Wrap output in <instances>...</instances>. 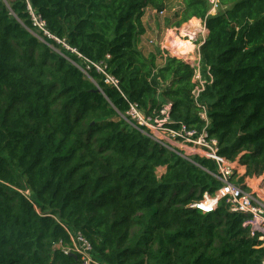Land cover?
Instances as JSON below:
<instances>
[{
  "label": "trees",
  "instance_id": "16d2710c",
  "mask_svg": "<svg viewBox=\"0 0 264 264\" xmlns=\"http://www.w3.org/2000/svg\"><path fill=\"white\" fill-rule=\"evenodd\" d=\"M182 1L179 24L208 32L197 68L175 57L156 68L138 50L145 9L164 0H0V264H80L64 252L76 232L90 264H261L244 215L224 201L190 207L220 188L215 164L189 163L118 118L128 102L149 115L169 102L171 119L200 129L205 108L220 155L264 174V0H219L229 7L215 16L205 0ZM53 38L105 61L118 89L82 74Z\"/></svg>",
  "mask_w": 264,
  "mask_h": 264
},
{
  "label": "built area",
  "instance_id": "2783aa9c",
  "mask_svg": "<svg viewBox=\"0 0 264 264\" xmlns=\"http://www.w3.org/2000/svg\"><path fill=\"white\" fill-rule=\"evenodd\" d=\"M205 2L209 7L207 15L215 16L220 12L222 6L219 0H205ZM28 9L30 10L33 24L43 30L44 22L32 12L30 7ZM156 14L163 16L164 10L156 12ZM197 21L200 24L201 20ZM191 22L192 20L189 21V24ZM169 31L167 30L164 36L162 34L161 41L153 39L148 44L157 49L164 64L167 58L174 57L192 64L188 56L192 57L193 51L182 55L176 54L172 52V49L169 50L167 48L166 40ZM188 32L191 35H195V30L191 29ZM53 39L63 44L66 50L80 60V65H76V67L82 74L88 77L90 72H94L101 77L105 85L118 89L119 81L106 71L105 61H92L83 56L77 49L66 45L58 39ZM192 65L195 66L194 64ZM195 67H198V63ZM156 72L157 69L153 71V73ZM197 78L199 77L197 76ZM159 91H161L160 88L158 89ZM170 109V103L165 102L159 109L153 110L152 114L149 115L137 103L128 102L126 112L124 114L118 113V118L125 121L130 127L139 131L161 148L189 163H194L193 160L195 158L213 162L216 167V173L212 175L221 183L220 188L213 195L204 193L201 201L190 205V207L196 208L203 213H211L216 210L220 201H224L229 212L245 216L246 219L242 224L243 228L248 230L250 238H257L264 246V204L258 200L259 196L257 192L247 184L250 180L253 181V179L245 175V168L240 166L239 159L230 161L220 155L219 143L208 131L209 119L205 108H202L198 114L200 120L203 122V126L200 129L188 127L184 123L174 121L170 118ZM70 240L71 246L64 249V252L66 254L79 255L80 264L92 263V247L90 243L77 232L70 236ZM57 247H60V244ZM261 264H264V259Z\"/></svg>",
  "mask_w": 264,
  "mask_h": 264
},
{
  "label": "rangeland",
  "instance_id": "374dc122",
  "mask_svg": "<svg viewBox=\"0 0 264 264\" xmlns=\"http://www.w3.org/2000/svg\"><path fill=\"white\" fill-rule=\"evenodd\" d=\"M2 1L6 2L7 0H2ZM166 2H167L168 6H171L170 10H172V12L169 13V15H170L169 18L170 19L169 18L165 19V24H164V26H162V29H161V30H163L162 34L164 36L165 32L167 30L168 31L171 30V31L175 32L177 35L180 36L182 34V32L184 31V35L183 36L182 35L180 37L175 36L174 40H176L177 43H179L181 40H184L185 42L188 41L187 42L188 44H190L192 42L190 46H193L192 47L193 48L192 49L193 55H192V57L188 56V58L191 59V63L196 66L198 61H199L198 49H199V47L203 43V40L206 37V35H205L206 34V29L204 28L203 23L200 22V24H199L200 28L197 31H195V35H191L188 32L189 30H191V29H189V21H191V20H196L197 21L198 19H191L188 22L179 24L180 19H181V11L183 10V7H184L183 1L182 0H164V5H165ZM148 7H151V6H148ZM228 7H229V5H222V8H221L220 11L224 12ZM164 9H166L165 6H164ZM154 11L157 12V13L160 12V11H157L156 9H154ZM162 34L158 38L159 41L162 40L161 39ZM176 38H178L179 40H177ZM183 38H185V39H183ZM187 39H189L191 42L189 40H187ZM168 43H169V41H167V44ZM174 45H176V44H173V46ZM51 48H53V47H51ZM167 48L169 50L171 49L168 46H167ZM53 49H55V48H53ZM177 56H180V55H177ZM181 57H183V56H181ZM164 172H165L164 168H159L157 170V175L161 176ZM252 179H253V181L250 180V182L247 183V184H249L252 187V189H254L257 192V195L259 196L258 200L261 203L264 204V174L259 176V177H257V178H255V179L254 178H252Z\"/></svg>",
  "mask_w": 264,
  "mask_h": 264
},
{
  "label": "crops",
  "instance_id": "0c3cea01",
  "mask_svg": "<svg viewBox=\"0 0 264 264\" xmlns=\"http://www.w3.org/2000/svg\"><path fill=\"white\" fill-rule=\"evenodd\" d=\"M165 8L164 9V15L159 16L156 14L154 9L152 7H147L144 11V15L141 19L142 25L144 27V34L141 36L138 42V50L142 53V55L145 58H148L149 56L155 55L156 56V61L155 65L156 68H160L164 65L160 55L157 52V49L153 46H150L148 42L153 39H158L159 36L162 34L163 30L162 26L165 24V19L169 18L170 15L169 13L172 12L171 6L167 5V2L165 3ZM170 19V18H169ZM208 32H206L207 36ZM153 83L154 85L158 87V89L162 88L163 84L158 81L157 74H153ZM152 82V81H151ZM152 83V84H153Z\"/></svg>",
  "mask_w": 264,
  "mask_h": 264
},
{
  "label": "bare ground",
  "instance_id": "6f19581e",
  "mask_svg": "<svg viewBox=\"0 0 264 264\" xmlns=\"http://www.w3.org/2000/svg\"><path fill=\"white\" fill-rule=\"evenodd\" d=\"M199 28H200V25H199L198 21H196V20H192V22L189 24V29L197 31ZM181 35L182 36L184 35V31L182 32ZM175 36L180 37L179 35L175 34V32L169 31V35H168V38L166 40V43H167V41H169V43L167 45L172 49V52H174L176 54H182V55H186L188 53H191L192 49H193L192 48L193 46H190L191 43L188 44L187 43L188 41L185 42L184 40H181L179 43H177L176 40H174ZM176 39L179 40L178 38H176ZM173 44H176V45L173 46Z\"/></svg>",
  "mask_w": 264,
  "mask_h": 264
}]
</instances>
